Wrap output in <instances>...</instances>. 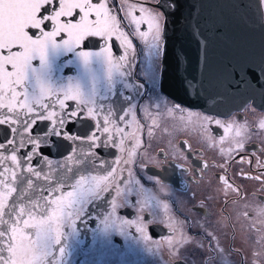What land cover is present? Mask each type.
<instances>
[{"label": "snow or ice", "instance_id": "1", "mask_svg": "<svg viewBox=\"0 0 264 264\" xmlns=\"http://www.w3.org/2000/svg\"><path fill=\"white\" fill-rule=\"evenodd\" d=\"M176 9L177 0H0V264H73L77 249L103 258L119 252L114 237L150 245L155 255L161 243L150 229L159 226L170 232L163 241L175 264H264V200L256 203L254 194L249 200L228 175L237 160L252 165L241 153L254 136H264V114L253 122L222 121L163 94L168 18ZM93 40L103 42L98 51L88 49ZM138 46L145 53L142 75L151 82L147 103L144 83L132 79ZM65 69L75 74L65 76ZM224 75L230 90L264 96V58L226 65ZM185 85L199 95L194 79ZM165 116L173 127L164 126ZM88 122L83 134L73 130ZM212 124L223 128L218 140ZM158 132L170 138L153 154ZM189 133L221 157L211 165L220 169L217 192L224 201L215 222L206 213L203 219L178 215L184 202L174 199L165 175L171 167L182 174L178 184L183 175L203 181L209 163L190 164L202 152L188 139L175 142ZM110 150L117 151L111 160L104 156ZM258 150L264 156V148ZM257 166L259 174L239 175L264 191V161ZM190 192L185 185L183 195ZM195 198L191 192L189 213L203 212L215 197L206 195L199 204ZM239 200L245 203L233 216L228 206ZM100 201L109 207L86 245L78 222L87 227ZM125 208L134 218L120 214ZM237 225L253 241L247 257L228 243V230L234 242Z\"/></svg>", "mask_w": 264, "mask_h": 264}, {"label": "water", "instance_id": "2", "mask_svg": "<svg viewBox=\"0 0 264 264\" xmlns=\"http://www.w3.org/2000/svg\"><path fill=\"white\" fill-rule=\"evenodd\" d=\"M166 45L164 91L172 100L217 115L241 111L248 103L264 111V96L230 90L224 75L226 65L264 58L260 0H177ZM193 79L199 95L186 89L185 81Z\"/></svg>", "mask_w": 264, "mask_h": 264}, {"label": "flooded vegetation", "instance_id": "3", "mask_svg": "<svg viewBox=\"0 0 264 264\" xmlns=\"http://www.w3.org/2000/svg\"><path fill=\"white\" fill-rule=\"evenodd\" d=\"M260 1H261V7H262L263 19H264V0H260ZM113 2L115 3V0H113ZM148 3L149 4L153 3V0H148ZM102 46H103L102 41L93 40L91 43L88 44V49L93 51H98L99 48ZM113 52L116 55H119L122 52L119 41H115V40L113 41ZM144 60H145V53L143 47L138 46L137 64L133 70L132 79L144 83L145 87H144L143 102L147 103L149 97L152 96V92H151V82L145 80L142 75V72L145 67ZM163 71H164V65L162 68V78L160 80V87L163 94L169 97L164 91V86H166V78ZM74 74L75 73L73 69H65L64 72L65 76L74 75ZM137 99L140 100L141 98L138 97ZM69 103L71 104V102ZM249 105H251V108L255 109V113L252 112L251 108H248ZM192 110L202 112L205 115H210L215 119H220L222 121H230L231 119L235 118L240 121L247 120L249 122H253L261 114H264V111L255 108L252 105V103H248L241 111H236L228 115L211 114L199 109H192ZM138 115L143 118L142 121L143 123L145 124L150 123L149 119L146 116H144L143 113H139ZM162 122L166 127L171 128L174 126V122L169 120L166 116L163 118ZM89 126H90V122L85 123L84 125H77L73 130L83 134L85 131H87V128ZM40 127L41 128L44 127V124H41ZM209 128L211 134L214 137H216L217 140L223 134V128L215 124L210 125ZM169 138L170 137H168L167 135L158 132L156 138L151 141V151L153 152V154L158 152L160 148L166 149L167 141ZM180 139H188L190 143L193 145L194 151L202 152V155L198 156L195 162L190 161L192 167H197L198 161L201 159L206 160L209 163L210 167L204 173L203 181L202 182L198 181L196 183L191 182L188 179L187 175H183L182 176L183 183L178 184L177 178L181 177L182 174L179 173V171L175 168L170 167L167 170L165 175L172 182L174 186V191L176 192V197H174V199L178 197L180 200L184 202L183 204L177 206L176 208L177 214L192 215L194 217H199L203 219L206 213L208 219L211 220L212 222H215L217 218L222 214L224 208V201L222 198V194L217 192L219 183L216 179V176L217 173L220 172V169L217 167H211V165L220 163L221 157L215 149L209 147L206 144H202L199 141V138L195 134L192 133H189L187 135L179 134L177 137H175V142L178 144ZM262 141H264V136H254L252 141L248 143L246 150L241 153V156L245 157L246 159L249 158L252 159L251 166H249L247 163L242 164L239 162V160H237V162L233 163L231 168L228 170V175L233 177L235 183L240 185L244 189L249 200L252 199L253 194L255 195L256 203H260L261 200H264V191H261V185L257 181L246 180L241 178L239 172L240 170H243L244 172L251 171L253 174H259L257 161H264V156H262L261 152L258 150L259 148H264V143H262ZM116 155H117L116 150H110L104 152V156L109 160L115 158ZM153 171L156 172L158 170L153 169ZM185 185H187V187L191 190V192H194L196 194V198H195L196 204H199L200 200L204 199L206 195H212L215 198L208 204V206L203 210V212L200 211L199 209H195L193 210L192 213H189L187 209L192 208V204L189 203V201L191 200V192L188 195H183V193L185 192ZM232 198H233V194H230L228 199L231 200ZM243 203H245L244 200H239L238 204L230 203L227 209L228 213H231L233 214V216H235L236 209L239 208L241 205H243ZM108 207L109 205L106 201H100L98 202V205L93 206L91 210V214L93 218L87 221V227H85L83 223L78 222V227L81 232V238L85 240L86 245L90 242L92 232L93 230L96 229L97 224L99 223V217H102V215L105 213V210L108 209ZM120 214L130 219L134 218L131 209H127V208L121 209ZM150 232L153 236V240L161 243V248L159 251L156 252L155 255L153 254L152 250H149V248L151 247L150 245L144 243L136 244L131 241H125L123 237H114L115 242L118 243L120 247L118 253L109 254L101 258L98 253H92L89 254L88 256H85L79 249H77V251L74 252L73 254V258H72L73 264H94V262L97 260H106L108 261V264H175L174 258L169 254V251L167 247L164 245V241H163L164 237L170 235L169 230H167L163 226H159L150 229ZM133 234L138 236V234L136 233ZM228 238H229L228 243H231L234 249L241 251L245 257L249 255V252L253 248V241L252 239L249 238V234L245 229H242L241 227H239V225H237V227L235 228L234 242L232 241V230L229 229ZM239 259L240 258L237 257V260Z\"/></svg>", "mask_w": 264, "mask_h": 264}]
</instances>
